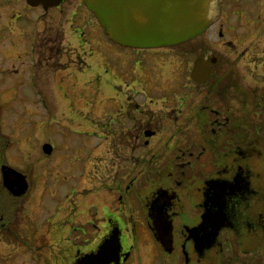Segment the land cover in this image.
<instances>
[{"label":"flooded vegetation","instance_id":"obj_1","mask_svg":"<svg viewBox=\"0 0 264 264\" xmlns=\"http://www.w3.org/2000/svg\"><path fill=\"white\" fill-rule=\"evenodd\" d=\"M25 2L0 0V27L3 10L10 9L18 22ZM216 23L212 21L206 31ZM221 25L217 26L220 36ZM226 25L235 31L234 25ZM225 45L232 48L233 41L226 38ZM175 47L158 48H169L172 57L184 63V51L176 52ZM198 57L210 66L203 82L191 77L192 67L187 77L182 68L174 78H137L134 93L127 86L129 93L113 98L114 112L108 120L116 127L110 131L106 164L116 166V186L111 204L105 207L111 209L100 219L102 225L94 226L104 229L97 244L115 222L120 228L118 264H133L131 241L137 223L154 244L156 252L149 260L154 264H264L260 254L249 258L264 249V86L239 76L221 54ZM0 144V264H15L26 249L32 261H38L41 243L45 252L54 255L41 264H73L82 253L94 250L97 244L87 239L86 223H73L64 236L65 227L55 225L53 211H41L48 215L37 221L39 213L26 209L33 170L9 163L7 137L1 131ZM2 165L14 169L7 178L16 185H3ZM139 212L141 219H135ZM205 213L225 224L209 247H203L210 238L209 228L205 233L201 230L206 227ZM87 223L93 225L92 220ZM81 235L82 242H74ZM2 245L8 247L5 253ZM139 261L145 264L146 258Z\"/></svg>","mask_w":264,"mask_h":264},{"label":"rangeland","instance_id":"obj_2","mask_svg":"<svg viewBox=\"0 0 264 264\" xmlns=\"http://www.w3.org/2000/svg\"><path fill=\"white\" fill-rule=\"evenodd\" d=\"M84 6L81 0H64L59 8L44 11L41 5L25 2L18 22L10 9L3 10L0 131L7 137L9 163L33 170L26 209L39 213L37 221L48 215L41 211H53L55 225L65 227L64 236L73 223H86L87 239L95 245L104 229L94 225H102L100 219L111 209L105 207L111 204L116 186V166L106 164L110 131L116 127L108 120L114 112L113 98L122 97L127 86L134 93L137 78H174L181 75L182 68L187 77L193 60L209 54L228 58L239 76L264 86V0H211L207 17L218 23L173 49L184 51V63L172 57L169 48L119 45L107 37ZM226 24L234 25L235 31ZM226 38L233 41L232 48H226ZM106 134L109 138L104 139ZM262 140L264 155V137ZM43 142L53 145L50 154L42 151ZM138 217L141 219L140 212L135 219ZM91 220L93 225L87 223ZM81 236L74 242H82ZM122 240L124 244L128 241L125 236ZM131 242L133 264H141L139 258L144 257L145 264H154L149 260L156 250L143 225L137 223ZM37 246L38 261H32L31 251L26 249L15 264L53 260V253L45 252L46 245ZM7 248L2 245L1 250L5 253ZM259 254L264 257V249L249 258Z\"/></svg>","mask_w":264,"mask_h":264},{"label":"water","instance_id":"obj_3","mask_svg":"<svg viewBox=\"0 0 264 264\" xmlns=\"http://www.w3.org/2000/svg\"><path fill=\"white\" fill-rule=\"evenodd\" d=\"M32 6L41 5L45 10L56 6L61 0H26ZM211 0H83L103 26L108 36L121 45L136 48H156L175 45L202 34L210 24L207 17ZM210 75V66L203 57H197L191 69V77L203 82ZM42 149L50 153L52 146L44 143ZM8 171L14 169L1 166L3 185L12 187L16 181L8 180ZM17 173H20L19 171ZM23 185V184H22ZM17 185L18 190L23 189ZM205 213L203 223L208 230L209 247L217 232L225 225ZM224 220V218L222 217ZM121 249L120 230L113 225L95 251L83 253L73 264H118Z\"/></svg>","mask_w":264,"mask_h":264}]
</instances>
